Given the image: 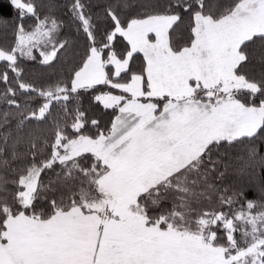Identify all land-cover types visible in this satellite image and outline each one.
<instances>
[{
	"label": "snow or ice",
	"instance_id": "1",
	"mask_svg": "<svg viewBox=\"0 0 264 264\" xmlns=\"http://www.w3.org/2000/svg\"><path fill=\"white\" fill-rule=\"evenodd\" d=\"M0 264H264V0H0Z\"/></svg>",
	"mask_w": 264,
	"mask_h": 264
},
{
	"label": "trees",
	"instance_id": "2",
	"mask_svg": "<svg viewBox=\"0 0 264 264\" xmlns=\"http://www.w3.org/2000/svg\"><path fill=\"white\" fill-rule=\"evenodd\" d=\"M68 0H61V7H63V4L64 3H67ZM11 13V10L5 6L4 8V14L5 15H8ZM28 23L30 24L31 21L29 20ZM75 39V36L73 37ZM77 43L80 45L81 47V50L83 49V37H79L77 39ZM124 41L121 39H119L117 42H116V47L117 49H120L123 47L124 45ZM25 75H24V79L25 80H29V81H32V82H40L42 79H43V73L41 72L40 70V66L39 65H34L32 62H25ZM83 105L85 108H89V101H88V98H87V95H85L84 99H83ZM102 109L100 108H97V109H94V110H90L89 111V115L91 116H100L102 120L106 121L108 119H110V116H111V113L108 112L104 115L101 116V113H102Z\"/></svg>",
	"mask_w": 264,
	"mask_h": 264
}]
</instances>
